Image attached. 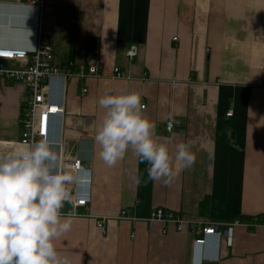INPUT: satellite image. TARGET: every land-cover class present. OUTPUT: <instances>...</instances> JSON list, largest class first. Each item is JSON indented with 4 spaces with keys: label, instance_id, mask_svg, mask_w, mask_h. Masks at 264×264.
<instances>
[{
    "label": "crops",
    "instance_id": "crops-1",
    "mask_svg": "<svg viewBox=\"0 0 264 264\" xmlns=\"http://www.w3.org/2000/svg\"><path fill=\"white\" fill-rule=\"evenodd\" d=\"M39 31L59 66L95 55L102 63L100 78L67 83L65 116L51 130L64 141L51 145L59 170L76 176L70 169L81 161L91 171L90 203H65L72 228L54 242L72 264H193V234L148 221L156 209L222 224L264 215V0H0V48L33 53ZM132 45L139 55L129 60ZM117 67L132 79L113 81ZM109 91L138 93L154 138L173 157L177 143L190 144L192 167L164 184L148 179L147 162L131 150L106 166L95 135L104 116L98 100ZM27 96L24 84L0 77V155L19 145ZM76 183L67 185L70 195ZM205 200L209 208L200 215ZM127 208L135 220L118 219ZM232 237L212 264H264V226H236Z\"/></svg>",
    "mask_w": 264,
    "mask_h": 264
},
{
    "label": "clouds",
    "instance_id": "clouds-1",
    "mask_svg": "<svg viewBox=\"0 0 264 264\" xmlns=\"http://www.w3.org/2000/svg\"><path fill=\"white\" fill-rule=\"evenodd\" d=\"M98 105L104 116L95 143L106 166H115L131 150L147 162L149 180L168 184L178 170L195 163L190 144L177 143L173 157L167 144L157 142L138 93L109 91ZM59 169L58 154L44 139L0 155V264H72L54 242L72 228L71 215L61 210L72 203L67 185L79 177Z\"/></svg>",
    "mask_w": 264,
    "mask_h": 264
},
{
    "label": "built area",
    "instance_id": "built-area-1",
    "mask_svg": "<svg viewBox=\"0 0 264 264\" xmlns=\"http://www.w3.org/2000/svg\"><path fill=\"white\" fill-rule=\"evenodd\" d=\"M32 3L43 5L44 0H32ZM173 40L176 42L178 38ZM138 55L139 48L135 45L130 46L126 51V57L129 60H134ZM4 62L19 63L22 67L17 70H5L2 66ZM101 76L102 63L98 55L88 59L83 65H76L70 62L65 68L59 66L55 62L54 47L50 39L41 31H39L37 47L33 53L25 50L0 48V77L22 83L28 91V96L22 109L20 121L22 136L19 145L34 144L44 139L50 145L55 144L63 147L64 141L62 139L54 140L51 138V130L54 119L60 117L62 120L65 116L67 83L72 79H76L83 85L87 79L100 78ZM110 78L113 81L132 79L127 72L118 67L113 69V74ZM262 82L264 88V67ZM87 92L88 89L84 85L82 94H87ZM53 93H59V102L53 100ZM232 115V111L227 114L228 117H232ZM166 130L168 133L173 132V121H169L166 124ZM70 171L79 177L75 191L70 195L72 203L76 208H85L91 200V171L85 170L84 166L81 165V161H77ZM61 173H63L62 169ZM79 182H82L80 188H78ZM132 210V208L122 210L118 219L135 220L132 217ZM148 221H157L163 225H173L180 233H184L188 227V231L194 236L193 264L218 263L222 246L229 249L232 247L233 229L242 225L240 220H235L228 224L210 223L202 220H185L180 215L164 209L154 210L150 214ZM97 225L101 229L104 227L103 221L98 222ZM225 226H227L226 230H224ZM245 226L248 227V225ZM163 231L167 232L166 229ZM210 249H213L214 254H209Z\"/></svg>",
    "mask_w": 264,
    "mask_h": 264
},
{
    "label": "trees",
    "instance_id": "trees-1",
    "mask_svg": "<svg viewBox=\"0 0 264 264\" xmlns=\"http://www.w3.org/2000/svg\"><path fill=\"white\" fill-rule=\"evenodd\" d=\"M209 201L205 200L199 206L198 213L200 215H205L206 211H208ZM199 216V215H198ZM242 224L248 225L249 228L253 229L258 225H264V215H260L257 217H242L239 219Z\"/></svg>",
    "mask_w": 264,
    "mask_h": 264
},
{
    "label": "rangeland",
    "instance_id": "rangeland-1",
    "mask_svg": "<svg viewBox=\"0 0 264 264\" xmlns=\"http://www.w3.org/2000/svg\"><path fill=\"white\" fill-rule=\"evenodd\" d=\"M14 65V64H13ZM2 66L5 70H12V68H15L14 66H12L11 64H7V63H2Z\"/></svg>",
    "mask_w": 264,
    "mask_h": 264
},
{
    "label": "water",
    "instance_id": "water-1",
    "mask_svg": "<svg viewBox=\"0 0 264 264\" xmlns=\"http://www.w3.org/2000/svg\"><path fill=\"white\" fill-rule=\"evenodd\" d=\"M87 168H88V166H87Z\"/></svg>",
    "mask_w": 264,
    "mask_h": 264
}]
</instances>
